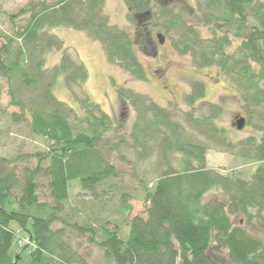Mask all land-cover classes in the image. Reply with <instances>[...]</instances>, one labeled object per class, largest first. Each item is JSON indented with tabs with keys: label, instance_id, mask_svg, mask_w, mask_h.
I'll use <instances>...</instances> for the list:
<instances>
[{
	"label": "trees",
	"instance_id": "obj_1",
	"mask_svg": "<svg viewBox=\"0 0 264 264\" xmlns=\"http://www.w3.org/2000/svg\"><path fill=\"white\" fill-rule=\"evenodd\" d=\"M106 1L29 0L26 7L10 15L12 33L0 32V80L7 84L8 106L18 109L9 113L1 108L0 86V112L3 117L8 115L10 124L26 123L23 131L28 137L46 142L44 149L0 154V264L18 263L19 257L9 253L18 231L34 243L29 264H89L75 261L74 254L65 250L63 229H54L58 220L90 233L91 241L98 237L96 242L116 264H223L212 254L223 250L234 264H264V240L234 222L235 217L242 218L264 232V137L244 140L250 150L244 148L243 156L255 162L249 177L208 168L207 154L213 144L226 149L235 145L217 125L220 106L203 101L206 87L197 81L187 103L194 106L202 100L201 109L208 113L196 117L186 112L187 126L148 96L121 88L123 100L137 108V118L129 135L119 134L113 140L109 135L119 128L117 121L87 96L78 98L74 93L75 88L84 92L85 64L52 32L57 27L85 32L102 45L110 63L143 80L147 72L138 55L139 50H155L152 17L169 16L165 22L175 29V47L192 54L200 67L217 66L240 89L248 106L261 107L264 121V0H207L205 10H199L205 22L223 27V33L212 28L209 38H203L172 8L153 13L152 5L160 0H124L134 22H141L132 33L111 22ZM231 37L240 41L235 50H230ZM53 51L62 52V57L49 68L47 55ZM60 77L81 113L56 97L54 88ZM148 142L167 168L151 188L146 186L147 215L123 217L128 234L119 233L117 224L110 228L109 215L95 216L99 227L88 220L72 222L77 210L61 216L72 184L94 200L116 188L112 180L118 169L105 157L103 147L135 163L121 152L122 147L129 145L144 160ZM43 177L54 204L40 200ZM212 191L222 192L226 200H205ZM131 208L123 198L120 213Z\"/></svg>",
	"mask_w": 264,
	"mask_h": 264
},
{
	"label": "rangeland",
	"instance_id": "obj_2",
	"mask_svg": "<svg viewBox=\"0 0 264 264\" xmlns=\"http://www.w3.org/2000/svg\"><path fill=\"white\" fill-rule=\"evenodd\" d=\"M206 2L207 0H160L152 6L153 13L162 7L174 9L188 24L194 26L203 38H209L213 35L214 29L212 28L216 27L217 32L223 33V27L216 23L205 22L204 15L199 10H205ZM28 3L29 0H0V32L3 34L12 33L13 24L10 15L18 13ZM105 10L113 24L132 33L136 32L138 25L141 24L139 21L134 22L135 20L131 17L133 15L128 11L124 0H107ZM169 18V16L162 15L152 17L150 24L152 23L156 40L155 50H139L138 55L147 72V78L143 80L132 76L120 66L110 63L102 45L91 39L85 32L68 27L52 29V32L64 42L65 48H69L68 52L74 58L82 61L87 68L88 77L84 85V92L75 88L74 93L78 98L87 96L91 102L99 104L105 113L117 121L119 128L109 135L113 140L117 139L119 134L129 135L137 118V108L123 100L119 94L121 88L148 96L159 105L173 111L174 120L186 126L188 125L185 120L186 112L201 117L208 113L206 108L201 109L204 100L217 104L221 110L217 125L220 130L225 131L228 140L235 146L226 149L219 144H213L207 154L208 168L217 169L223 174L233 173L247 178L254 170L255 162L243 156L244 148L250 150L244 140L251 136H256L258 139L264 137L263 110L261 107L248 106L240 89L228 80L217 66L200 67L194 61L192 54L181 53L173 44L177 38L176 32L173 31L175 29H169L166 25L165 21ZM160 35L164 37L161 42L159 41ZM230 40L232 46L230 50L239 47L240 41L237 38L231 37ZM61 57L62 52L60 51L50 52L47 55V67L50 68L59 63ZM197 81L204 83L206 95L203 101L198 100L194 106H190L186 98L192 92L194 82ZM0 86H3L1 108H7L9 113L18 111L17 108L8 106L9 97L6 91V82L3 83L0 80ZM54 93L59 100L76 107L81 113V107L73 98L63 77L58 79ZM241 117L246 118V123L244 127L238 128L236 121ZM24 126L26 123L22 126L10 124L8 115L3 117L0 112L1 155L12 156L18 149L26 153L46 147L43 138L28 137L26 131H23ZM148 145L150 148L144 160L139 159L135 150L129 145L122 147L121 152L135 163L121 160L118 154H110L108 149L103 147L105 157L109 158L118 169V176L112 180L117 183L116 188H109L105 193L106 197L94 200L91 195L83 193L77 184H72L70 200L65 204V211L61 216L72 212V210H77V215L71 219L72 222L88 220L99 227V223L93 220L95 216L109 215L112 223L108 226L112 228L117 224L119 233L128 234L129 225L126 220H123V217L128 219L147 215L146 186L151 188L157 177L167 168L158 152L152 149L151 142H148ZM134 164L136 165L134 166ZM39 197L42 202L54 204L50 196L48 180L44 177L40 182ZM215 197L226 200L220 191L209 192L205 200ZM123 198L132 208L121 214ZM234 222L247 227L248 231L264 240V232L256 224L247 225L245 220L237 217L234 218ZM58 228L63 229L64 248L69 254H74L75 261L85 260L89 264H116L105 255L103 249L98 245V237L96 238L97 242L91 241L90 233L65 226L61 220L54 224V229ZM33 247L34 243L27 238V234L18 231L9 253L14 258L19 257L17 264H29ZM212 254L223 264H234L229 259L226 250L218 253L212 252ZM74 264L78 263L74 262Z\"/></svg>",
	"mask_w": 264,
	"mask_h": 264
},
{
	"label": "water",
	"instance_id": "obj_3",
	"mask_svg": "<svg viewBox=\"0 0 264 264\" xmlns=\"http://www.w3.org/2000/svg\"><path fill=\"white\" fill-rule=\"evenodd\" d=\"M160 36H161V35H160ZM245 123H246V120H245L244 117H241V118H239V119L236 121V125H237L238 128H242V127H244Z\"/></svg>",
	"mask_w": 264,
	"mask_h": 264
},
{
	"label": "flooded vegetation",
	"instance_id": "obj_4",
	"mask_svg": "<svg viewBox=\"0 0 264 264\" xmlns=\"http://www.w3.org/2000/svg\"><path fill=\"white\" fill-rule=\"evenodd\" d=\"M162 40H163V39H162ZM162 40H161V41H162Z\"/></svg>",
	"mask_w": 264,
	"mask_h": 264
}]
</instances>
